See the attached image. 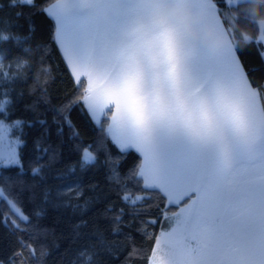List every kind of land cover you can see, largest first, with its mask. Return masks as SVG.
<instances>
[{"label": "snow or ice", "instance_id": "1", "mask_svg": "<svg viewBox=\"0 0 264 264\" xmlns=\"http://www.w3.org/2000/svg\"><path fill=\"white\" fill-rule=\"evenodd\" d=\"M173 6L228 42L210 49ZM248 6L0 0L3 264H46L56 228L59 264H264V21Z\"/></svg>", "mask_w": 264, "mask_h": 264}, {"label": "trees", "instance_id": "2", "mask_svg": "<svg viewBox=\"0 0 264 264\" xmlns=\"http://www.w3.org/2000/svg\"><path fill=\"white\" fill-rule=\"evenodd\" d=\"M36 27H37V32L39 34V31L42 27L41 21L37 20L36 21ZM248 32L250 35H256L252 31L251 28L247 26H239L236 32L235 39L239 43V45L244 48L246 47V43L242 38V33ZM249 52L252 56L255 54V48L252 47L249 49ZM54 89H62L65 87L64 84L57 83L52 86ZM77 119V123H80V119L77 117H74ZM90 134V133H89ZM48 226L51 227H56L52 222H48ZM66 231H65V236H66ZM14 241H10L8 238H6L4 231L2 228H0V264H3L4 261L8 260V258L12 255V245ZM44 243L48 246L47 247V255L45 257L46 264H59V257L61 252L63 251L64 247L67 246V240L64 238V236H61V228H56V235L55 237H49ZM148 242L145 241V244ZM29 253H31V249L28 250ZM22 259L25 260V264H28V257L24 256ZM19 264V262H18Z\"/></svg>", "mask_w": 264, "mask_h": 264}, {"label": "clouds", "instance_id": "3", "mask_svg": "<svg viewBox=\"0 0 264 264\" xmlns=\"http://www.w3.org/2000/svg\"><path fill=\"white\" fill-rule=\"evenodd\" d=\"M169 11L174 19L185 25L194 38L200 40L210 49H219L228 42V37L212 24L205 25L203 29L199 31L192 30L191 26L193 20L197 18L192 17L190 14L181 13L178 6H173ZM248 12L250 16L255 17L257 21H264V0H249ZM238 27L239 26H237V28Z\"/></svg>", "mask_w": 264, "mask_h": 264}]
</instances>
